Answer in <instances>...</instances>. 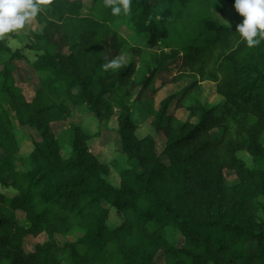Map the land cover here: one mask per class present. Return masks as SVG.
I'll return each instance as SVG.
<instances>
[{"label":"trees","instance_id":"16d2710c","mask_svg":"<svg viewBox=\"0 0 264 264\" xmlns=\"http://www.w3.org/2000/svg\"><path fill=\"white\" fill-rule=\"evenodd\" d=\"M215 1L132 0L129 13L114 16L104 0H92L89 15L83 0H44L42 33L16 50L0 40V185L14 191H0V264H157L161 251L167 264H264V40L247 46L236 31L243 17L235 10L228 26L215 15ZM122 25L140 45L122 35ZM25 49L37 54L30 64L40 86L31 100L13 76L12 61ZM129 53L147 70L140 81L135 62L104 68ZM176 58L184 63L171 81L192 82L177 104L195 120L168 114L178 97L170 95L152 123L155 134L137 137L127 101L140 87L138 99L151 107L157 72ZM206 81L219 103H203ZM78 106L101 121L119 119L128 158L118 185L91 151L94 136L79 127L62 138L52 131V122L70 119ZM18 123L42 135L26 170L18 168ZM216 127L222 134L215 141ZM161 131L168 162L157 152ZM227 170L238 177L235 185L226 183ZM114 210L121 221L112 227ZM42 233L47 240L27 252L25 238ZM56 234L66 238L62 245Z\"/></svg>","mask_w":264,"mask_h":264},{"label":"rangeland","instance_id":"374dc122","mask_svg":"<svg viewBox=\"0 0 264 264\" xmlns=\"http://www.w3.org/2000/svg\"><path fill=\"white\" fill-rule=\"evenodd\" d=\"M85 7L82 10L83 15L90 14V5L92 4V0H83ZM159 2V0H155ZM154 2V0H151ZM234 2L235 0H217L215 1L214 13L217 17H221L223 22L226 24L235 23L236 19H234ZM38 15V14H37ZM227 21V22H226ZM120 22V21H119ZM119 22H116L115 25ZM229 26V25H228ZM44 26L38 20V16L34 17L30 23H28L24 29L18 30L12 33L5 35L4 37H0V40H3L6 44H8L13 50L17 48H22L24 45L30 40L32 33L40 34L44 30ZM120 32L124 37H127L132 43L140 45V41L129 32L128 28L124 25L120 28ZM55 35V39L59 40L60 36L58 34ZM63 52L68 53V47H63ZM24 57L14 59L12 64L14 66L13 76L15 79L16 86L20 87L25 91L28 98L34 97L37 88L40 86L38 75L33 69L30 62L35 61L37 58V54L32 50L25 49ZM105 56L109 57H117L115 51L107 50L105 52ZM8 57V55H4L3 58ZM29 59V60H27ZM123 62L130 63L135 62L137 72L134 76L136 81H140L144 75L147 74V70L140 64L138 61V57L132 55L131 53L126 54L123 57ZM3 68V65L0 64ZM177 70H159L157 73V81L155 83L156 91L149 90L148 95L152 96V105L151 107H147V102L141 101L140 98V90L138 87L135 90L134 98L127 101V105L132 107V120L137 124L138 128L135 133L137 137H143L146 134H155L154 128L152 126L153 121L155 120V116L160 109V103L166 97L170 95L178 96L168 109V114L175 115L177 118L185 121L188 119H192L190 117V113L182 106L177 104V101L181 98L182 94L185 92L187 87L192 83L191 79H184L179 82L171 81V78L175 75ZM204 92L202 94V101L208 105H214L219 103L222 98L217 95L215 85L213 82L206 81L203 82ZM137 100L139 102H137ZM116 110L122 111L123 108L121 106H116ZM73 116L64 121H57L51 124V129L57 137H63L65 131H68L72 127H79L81 130L86 132L87 134L94 136L93 143L90 144L91 151L98 155L100 160L103 163H106L111 167L112 172L109 175V180L116 184L119 183V177L117 175V170L121 167H126L127 155L121 153L122 150V142L119 135L120 124L117 116H112L109 120L101 121L99 120L93 112H91L86 106H78L73 109ZM17 130L16 140L20 146L19 152L16 153L18 157V168L20 170L29 169L31 166L30 162V153L33 150V144L35 142L42 141V135L36 129L30 128L28 126L20 125L19 123L16 125ZM214 134L215 141L219 139V136L222 134V129L220 127H216L212 130ZM157 140V152L161 154L162 159L165 162H168L167 157L162 155L163 150L166 144V138L164 133L161 131L156 134ZM3 148L0 146V154H4ZM70 153V147H64L63 154L64 156H68ZM238 155L240 158L245 160V162L249 165H253L252 157L246 151H239ZM225 179L226 183L230 186L235 185L238 182V177L233 171H225ZM8 182H11V178L7 179ZM0 191L4 194L11 196L14 194L13 189L6 188L4 185H0ZM19 221L22 222L21 216L19 215ZM120 218L118 217L117 211H113L111 214V218L109 220L110 226H115L120 222ZM178 246L182 247L184 243V238L181 234H177ZM72 238V237H70ZM56 241L62 245L66 238L60 234L55 235ZM47 240V234L42 233L37 237L28 235L24 241V248L27 252H31L34 250L35 245L38 243H42ZM256 244L251 245L253 249ZM157 264H167L165 259V254L163 251L159 252L155 258Z\"/></svg>","mask_w":264,"mask_h":264},{"label":"clouds","instance_id":"9594fccd","mask_svg":"<svg viewBox=\"0 0 264 264\" xmlns=\"http://www.w3.org/2000/svg\"><path fill=\"white\" fill-rule=\"evenodd\" d=\"M44 0H0V37L22 30L41 11ZM114 16L127 14L132 0H104ZM235 10L243 17L236 31L247 46L254 47L264 40V0H235ZM227 22V21H226ZM230 26V25H229ZM123 63V57L110 59L104 68L116 69Z\"/></svg>","mask_w":264,"mask_h":264},{"label":"crops","instance_id":"0c3cea01","mask_svg":"<svg viewBox=\"0 0 264 264\" xmlns=\"http://www.w3.org/2000/svg\"><path fill=\"white\" fill-rule=\"evenodd\" d=\"M183 59L182 58H176V59H174V60H172V61H170L165 67H163V68H161V69H159V70H179V68L183 65ZM2 69V67L0 66V70ZM159 72V71H158ZM157 72V73H158ZM37 74V73H36ZM176 74V73H175ZM156 78H157V74H156ZM157 81V80H156ZM24 93H25V91H24ZM25 95H26V93H25ZM26 97H27V95H26ZM33 97H31V98H28L27 97V99L28 100H31ZM172 105V104H171ZM170 108V107H169ZM55 122H57V121H55ZM55 122H52V123H55ZM51 123V124H52ZM94 141L92 140V142H91V144L93 143ZM92 146V145H91ZM119 183H116L115 185H118Z\"/></svg>","mask_w":264,"mask_h":264}]
</instances>
